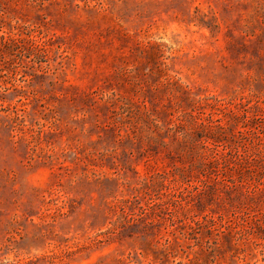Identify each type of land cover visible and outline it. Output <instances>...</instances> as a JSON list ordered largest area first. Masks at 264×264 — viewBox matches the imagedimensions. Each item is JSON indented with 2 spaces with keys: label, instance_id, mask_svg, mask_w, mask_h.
Segmentation results:
<instances>
[{
  "label": "rangeland",
  "instance_id": "obj_1",
  "mask_svg": "<svg viewBox=\"0 0 264 264\" xmlns=\"http://www.w3.org/2000/svg\"><path fill=\"white\" fill-rule=\"evenodd\" d=\"M0 264H264V0H0Z\"/></svg>",
  "mask_w": 264,
  "mask_h": 264
}]
</instances>
